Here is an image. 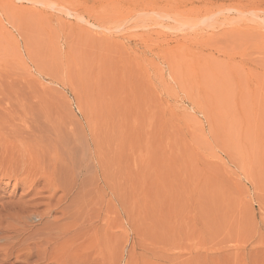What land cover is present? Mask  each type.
<instances>
[{
	"label": "rangeland",
	"instance_id": "374dc122",
	"mask_svg": "<svg viewBox=\"0 0 264 264\" xmlns=\"http://www.w3.org/2000/svg\"><path fill=\"white\" fill-rule=\"evenodd\" d=\"M30 186L60 264H264V0H0V213Z\"/></svg>",
	"mask_w": 264,
	"mask_h": 264
},
{
	"label": "bare ground",
	"instance_id": "6f19581e",
	"mask_svg": "<svg viewBox=\"0 0 264 264\" xmlns=\"http://www.w3.org/2000/svg\"><path fill=\"white\" fill-rule=\"evenodd\" d=\"M47 121L49 128L54 129V153L63 165L67 162L74 164L78 151L70 143V133L63 130L59 117L55 120L48 118ZM75 139L73 138V140ZM28 191L27 196L30 198L19 200L15 204L17 205L16 210H13L15 205L8 210H6L5 205L1 207L5 214L3 215L2 211L0 213L3 215L0 217V264H52V251L55 247L57 252L55 264H60L61 255H63L61 247L66 243L63 239L69 235L71 229L63 230L55 220H50L53 211L46 209L42 215L46 218L44 227L35 231L29 224L28 212L26 211L33 208L36 193L31 186ZM63 202L64 198L61 197L59 204H63ZM90 204L94 205V201H91ZM61 214L62 217L65 216L63 210Z\"/></svg>",
	"mask_w": 264,
	"mask_h": 264
}]
</instances>
